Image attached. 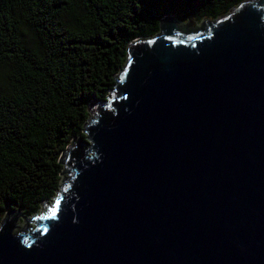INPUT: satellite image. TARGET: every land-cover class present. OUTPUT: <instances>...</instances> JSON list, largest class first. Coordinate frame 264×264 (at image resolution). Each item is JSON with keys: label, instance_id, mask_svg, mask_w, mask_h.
<instances>
[{"label": "water", "instance_id": "obj_1", "mask_svg": "<svg viewBox=\"0 0 264 264\" xmlns=\"http://www.w3.org/2000/svg\"><path fill=\"white\" fill-rule=\"evenodd\" d=\"M127 48L34 229L0 264H264V0Z\"/></svg>", "mask_w": 264, "mask_h": 264}, {"label": "trees", "instance_id": "obj_2", "mask_svg": "<svg viewBox=\"0 0 264 264\" xmlns=\"http://www.w3.org/2000/svg\"><path fill=\"white\" fill-rule=\"evenodd\" d=\"M242 1L0 0V226L8 211L36 224L55 199L131 43L163 18L215 20Z\"/></svg>", "mask_w": 264, "mask_h": 264}, {"label": "rangeland", "instance_id": "obj_3", "mask_svg": "<svg viewBox=\"0 0 264 264\" xmlns=\"http://www.w3.org/2000/svg\"><path fill=\"white\" fill-rule=\"evenodd\" d=\"M196 22V21H195ZM200 25H201V23H194V26L196 27V28H200ZM93 114V113H92ZM90 116H92V115H90ZM62 177H63V173H62ZM65 178H67V177H65ZM65 178H62V179H65ZM55 200V199H54ZM54 200H51V202L50 203H52ZM42 215V212L41 213H39L38 215H36V217L37 218H39L40 216ZM18 223V226L19 225H21L22 226V230L21 231H19V232H17V233H20V232H22L23 230H24V228H26L27 226H28V228L29 229H34L35 227H36V224L35 223H31L30 221H29V219H22L21 217H19L18 218V220L16 221V223L15 224H17ZM16 231V230H15Z\"/></svg>", "mask_w": 264, "mask_h": 264}, {"label": "bare ground", "instance_id": "obj_4", "mask_svg": "<svg viewBox=\"0 0 264 264\" xmlns=\"http://www.w3.org/2000/svg\"><path fill=\"white\" fill-rule=\"evenodd\" d=\"M22 230V226L21 225H19L18 226V223L15 225V227H14V234H18L17 232H19V231H21ZM16 230V231H15Z\"/></svg>", "mask_w": 264, "mask_h": 264}]
</instances>
